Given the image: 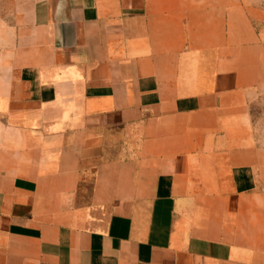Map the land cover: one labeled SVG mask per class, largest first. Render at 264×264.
<instances>
[{"label": "crops", "instance_id": "1", "mask_svg": "<svg viewBox=\"0 0 264 264\" xmlns=\"http://www.w3.org/2000/svg\"><path fill=\"white\" fill-rule=\"evenodd\" d=\"M264 0H0V264H264Z\"/></svg>", "mask_w": 264, "mask_h": 264}, {"label": "rangeland", "instance_id": "2", "mask_svg": "<svg viewBox=\"0 0 264 264\" xmlns=\"http://www.w3.org/2000/svg\"><path fill=\"white\" fill-rule=\"evenodd\" d=\"M251 114L258 127L264 130V94L251 105Z\"/></svg>", "mask_w": 264, "mask_h": 264}]
</instances>
